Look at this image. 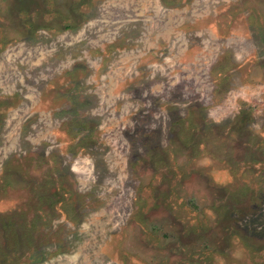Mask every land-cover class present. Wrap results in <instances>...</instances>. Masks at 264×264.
<instances>
[{"label":"rangeland","instance_id":"rangeland-1","mask_svg":"<svg viewBox=\"0 0 264 264\" xmlns=\"http://www.w3.org/2000/svg\"><path fill=\"white\" fill-rule=\"evenodd\" d=\"M0 264H264V0H0Z\"/></svg>","mask_w":264,"mask_h":264}]
</instances>
